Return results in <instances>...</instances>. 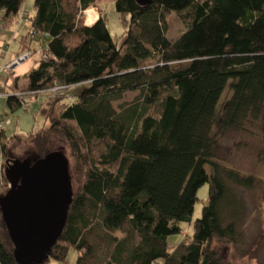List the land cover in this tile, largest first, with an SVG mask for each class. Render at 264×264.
<instances>
[{
    "label": "trees",
    "instance_id": "16d2710c",
    "mask_svg": "<svg viewBox=\"0 0 264 264\" xmlns=\"http://www.w3.org/2000/svg\"><path fill=\"white\" fill-rule=\"evenodd\" d=\"M24 2L0 0L2 31L19 22ZM97 2L35 0L16 56L39 52L38 63L24 89L14 71L0 82L12 113L24 107L16 94L33 95L34 104L43 97L46 123L28 135L0 131V184H9L19 149L32 162L67 157L73 204L45 264H71L72 252L74 264H231L221 246L239 237L236 188L253 192L264 180L224 165L217 151L220 136L255 127L264 166V0H114L121 45L103 15L93 26L82 18ZM172 15L185 27L174 41ZM56 87L67 89L42 93ZM206 184L209 200L194 221ZM183 226L189 236L174 246ZM14 250L0 209V264H18Z\"/></svg>",
    "mask_w": 264,
    "mask_h": 264
},
{
    "label": "rangeland",
    "instance_id": "374dc122",
    "mask_svg": "<svg viewBox=\"0 0 264 264\" xmlns=\"http://www.w3.org/2000/svg\"><path fill=\"white\" fill-rule=\"evenodd\" d=\"M102 3L101 9L94 11L96 15L103 14L104 20L109 26L112 38L121 45L124 40L125 24L124 17L116 11L114 0H97ZM205 1V0H198ZM35 0H25L22 12H27L30 16L34 15ZM85 19V14H82ZM85 21V20H84ZM21 24V25H19ZM30 26V19H22L11 31H2L0 34V76L3 80L8 74L7 65L12 55H17L20 52L21 38L28 34ZM185 30V27L172 15L170 19V31L168 38L176 40ZM34 50H39L36 42L31 46ZM4 53V54H2ZM30 54V53H26ZM25 55V54H24ZM40 58L39 52L32 56L23 64L14 69V74L20 77V89H24L28 80L27 75L35 67ZM189 63L184 62L174 64V68L187 66ZM5 80V79H4ZM3 80V81H4ZM138 93L127 94L125 99L114 103L116 110H119L120 105H130L137 98ZM43 97L38 98L36 103L30 108H21L12 113L7 106V98L5 94L0 93V120L8 124L6 128L7 135H28L33 131L36 132L45 126L46 120L42 118L41 112L43 108ZM47 102H45L44 105ZM261 132L258 128L247 127L246 131H229L224 136L219 138V149L217 151V158L224 165L236 169L245 176H257L264 180V166L259 160V154L262 149ZM23 151L17 150L15 152V159L25 160ZM207 171L211 174L212 170L207 167ZM73 189L76 188V178H73ZM0 193L6 192L9 189V184H0ZM210 185L206 184L198 192L199 202L196 205L194 213V221L201 218L203 206L209 200ZM6 190V191H5ZM239 198L241 199L244 211L242 218L237 222V230L239 237L236 244L221 246L225 252L224 256L231 264H264V184L256 191L249 192L243 188H236ZM183 234L181 237H173L172 243L175 246L183 239L189 236V229L183 226ZM187 236V237H186ZM174 248V247H173ZM76 255L72 252L70 257L71 264H74Z\"/></svg>",
    "mask_w": 264,
    "mask_h": 264
},
{
    "label": "water",
    "instance_id": "95a60500",
    "mask_svg": "<svg viewBox=\"0 0 264 264\" xmlns=\"http://www.w3.org/2000/svg\"><path fill=\"white\" fill-rule=\"evenodd\" d=\"M153 0H136L146 7ZM9 190L0 209L18 264H45L66 227L74 191L69 161L53 152L8 163Z\"/></svg>",
    "mask_w": 264,
    "mask_h": 264
},
{
    "label": "built area",
    "instance_id": "2783aa9c",
    "mask_svg": "<svg viewBox=\"0 0 264 264\" xmlns=\"http://www.w3.org/2000/svg\"><path fill=\"white\" fill-rule=\"evenodd\" d=\"M86 12L84 14H85V23L87 24ZM28 17H29V15H28L27 12H23L22 13V18L23 19H27ZM1 32H2V24L0 22V34H1ZM34 36H35V34H32V37H34ZM30 58H31V54H25V55L21 56L16 62H14V64H11V65L7 66V69L10 71V70L14 69L15 67L21 65L25 61L29 60ZM66 89H67V87H56V88H54L52 90H49L47 92H42V93L59 94L61 92H64ZM0 93H1V82H0ZM8 96L9 95H7V94L5 95V97H8ZM16 96L18 98H20V100L22 102V105L25 108H30V106H32L34 104L35 97H33V95L16 94ZM8 124H6L5 121H1L0 120V131H3ZM4 170H5V168L3 166V160H0V176L2 174V171H4Z\"/></svg>",
    "mask_w": 264,
    "mask_h": 264
},
{
    "label": "crops",
    "instance_id": "0c3cea01",
    "mask_svg": "<svg viewBox=\"0 0 264 264\" xmlns=\"http://www.w3.org/2000/svg\"><path fill=\"white\" fill-rule=\"evenodd\" d=\"M98 3V2H97ZM100 4H102V3H98L97 4V6L96 7H93L92 9H94L95 11L97 10V12H98V10H100L101 9V5ZM101 11H102V9H101ZM24 12V11H23ZM22 12V13H23ZM103 12V11H102ZM35 14V13H34ZM29 15V14H28ZM101 15H103V14H98V17H97V21L99 20V18L101 17ZM21 16H22V14H21ZM30 16V15H29ZM31 17H33V15L32 16H30V18ZM23 19V18H22ZM97 21H96V23H97ZM18 24V23H17ZM16 24V25H17ZM19 25H21V24H19ZM88 26V25H87ZM29 28H30V26H29ZM2 54H4V53H2ZM23 56V55H22ZM20 58V57H19ZM16 55H12L11 56V59H10V61H9V63H8V65L7 66H9V65H11V64H14V62H16L18 59H19ZM23 64V63H22ZM6 66V67H7ZM16 68V67H15ZM14 68V69H15ZM34 68V67H33ZM14 69H12V70H10V71H14ZM9 71V70H8ZM27 85V84H26ZM5 98H8V97H5ZM34 105V104H33Z\"/></svg>",
    "mask_w": 264,
    "mask_h": 264
},
{
    "label": "bare ground",
    "instance_id": "6f19581e",
    "mask_svg": "<svg viewBox=\"0 0 264 264\" xmlns=\"http://www.w3.org/2000/svg\"><path fill=\"white\" fill-rule=\"evenodd\" d=\"M97 15L94 13V11L89 10L86 12V18H87V25L93 26L97 21Z\"/></svg>",
    "mask_w": 264,
    "mask_h": 264
},
{
    "label": "clouds",
    "instance_id": "9594fccd",
    "mask_svg": "<svg viewBox=\"0 0 264 264\" xmlns=\"http://www.w3.org/2000/svg\"><path fill=\"white\" fill-rule=\"evenodd\" d=\"M88 11V10H87ZM87 25V24H86Z\"/></svg>",
    "mask_w": 264,
    "mask_h": 264
}]
</instances>
